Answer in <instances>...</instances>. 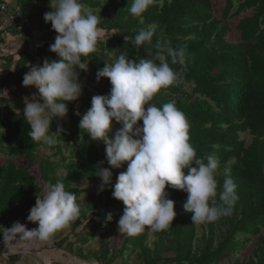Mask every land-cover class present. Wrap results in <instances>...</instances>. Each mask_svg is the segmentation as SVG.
Returning <instances> with one entry per match:
<instances>
[{"label":"trees","instance_id":"trees-1","mask_svg":"<svg viewBox=\"0 0 264 264\" xmlns=\"http://www.w3.org/2000/svg\"><path fill=\"white\" fill-rule=\"evenodd\" d=\"M216 1L224 4L220 16H216ZM80 2L101 16L98 27L113 33L99 37L96 50L82 57L89 60L88 71H81L79 78L81 83L87 77L86 86L78 100L67 102V116L53 120L51 130L61 126L64 131L60 139L64 142L51 154L43 142H35L28 135L23 100L36 89L23 86L22 81L29 65L58 57L49 51L48 42L20 53L12 82L17 86L13 94L21 100V108H0V155L4 157L0 163V226L10 228L12 214L27 227V216L43 185L61 179L66 190L76 193L81 211L54 233V245L80 259H94L98 264H129L131 259L136 264H264V0H163L162 6L156 0L139 17L129 13L130 0ZM22 8L25 14L40 16L41 25L51 27L44 20V8L30 12L24 2ZM238 17L233 35L228 21ZM148 25L156 26L153 43L135 46V35ZM157 39L170 42L174 49L183 48L185 64L171 65L179 73V83L162 89L151 103L162 106L176 101L189 122V142L197 158L212 154L219 162L217 202L226 168L239 198L231 215L213 223L195 224L192 213L183 207L187 193L168 186L165 191L175 202L176 217L172 226L155 233L149 242L147 229L135 236L119 233L118 221L125 206L112 196L116 180H111L104 191L94 193L95 200L83 197L87 188L79 183L99 180L94 175L97 167L110 166L104 143L87 134L81 142L78 125L91 107L92 97L110 92L107 78L97 82L98 69L121 54L136 60L150 59ZM186 84L191 87L187 89ZM138 123L142 125V121ZM119 127L113 121L109 136ZM34 167L39 175L32 171ZM126 168L125 163L111 169L112 178ZM183 171L187 174L188 170ZM109 213L111 221L107 220ZM92 242L96 247L90 246ZM249 244V255H242ZM6 258V264H16L22 255Z\"/></svg>","mask_w":264,"mask_h":264},{"label":"clouds","instance_id":"clouds-1","mask_svg":"<svg viewBox=\"0 0 264 264\" xmlns=\"http://www.w3.org/2000/svg\"><path fill=\"white\" fill-rule=\"evenodd\" d=\"M155 2L130 0L128 11L133 17H139ZM160 4L162 6L163 0ZM49 6L52 10L44 14V20L57 33L49 51L58 59H44L42 64L29 65L22 84L36 89L23 100V117L30 126L28 135L35 142H43L51 154L52 149L64 142L60 139L64 129L58 125L57 130L52 131V122L66 117L67 102L78 100L82 94L80 72L88 71L89 61L82 57L96 50L101 16L80 0H50ZM155 32V25L140 29L133 44H152ZM128 40L126 36L125 41ZM154 49L150 59L136 60L121 54L113 62H105V66L98 69L96 79L99 82L107 78L110 92L92 97L91 107L81 116L78 125L81 142L87 134L105 145L110 167L98 166L94 172L101 181L100 191L111 184V169L127 164L112 186L113 198L125 206L118 231L135 236L147 229L149 242L155 239V233L172 226L176 217L175 202L165 191L168 186L187 193L183 207L192 213L195 224L213 223L231 215L239 198L237 185L230 169L226 168L217 202L219 162L212 154L197 158L189 142V122L176 101L162 106L151 103L162 89L179 83V73L171 65L185 64L183 48L174 49L170 42L157 39ZM7 97L8 91L0 90V99ZM76 114L80 115L78 111ZM113 121L120 127L110 137ZM193 163L196 166H192ZM184 169L188 170L187 174ZM80 211L76 193L66 190L61 179L48 182L36 195L35 205L27 216L37 227L29 230L19 221L10 228L0 226L3 244L7 251L14 252L26 241H46L77 218ZM112 218L109 213L107 220ZM24 250H28V245H24Z\"/></svg>","mask_w":264,"mask_h":264},{"label":"rangeland","instance_id":"rangeland-1","mask_svg":"<svg viewBox=\"0 0 264 264\" xmlns=\"http://www.w3.org/2000/svg\"><path fill=\"white\" fill-rule=\"evenodd\" d=\"M223 6H224V4L222 2H218V1L215 2L216 16H220V11L223 8ZM239 19H240V17L234 18V19L228 21V23L231 25V27L233 29V33H232L233 35L236 34L235 27H236ZM111 33H113V32L110 30L101 29L100 37L105 38V37L111 35ZM52 42L54 43V39ZM86 79H87V77L81 81L82 88L84 86H86ZM185 86L187 89H189L191 87L190 84H186ZM16 87L17 86L13 85V83H12L11 88L9 90H7L8 91V97L5 99L10 104V106L16 105L18 107L17 109L19 110L21 108V100L13 94ZM78 106H79V104L77 105V107ZM1 109H2V111L4 110V108H1ZM246 138L249 139L250 137L246 136ZM3 160H4V157L0 155V163ZM32 171L39 175L36 167L32 168ZM119 173H117L112 178V181H115L117 179V176ZM100 183H101L100 179L97 181H94V182H80L79 186L87 188V192L84 194L83 197H85L88 200H95L96 195L94 193L102 192L99 190ZM44 186L45 185H43V188H44ZM105 189H107V186L105 187ZM84 202H83V204H84ZM11 215L12 214H10L9 222L11 223V226H12V224L17 221V218L13 217ZM27 227L30 230L32 228L37 227V225L28 221ZM55 241H57V239L54 240V234H52L46 241H32V242L26 241V242H24L23 245L18 246L16 248V251L9 252L6 249V245L3 244V239H2V240H0V264H6V259H7L6 257L10 254H15V253H20L22 255V259L19 262H17L16 264H98L94 259L83 260V259H80V258L74 256V255H71L70 253H68L65 250L57 249L54 245ZM117 242L119 244L121 243V237H120V239H118ZM24 245H28L27 251L24 250ZM90 246L96 247V243L92 242L90 244ZM250 250H251V246L249 244L243 250L242 255L248 256L250 253ZM129 264H136V263L133 259H131V262ZM225 264H226V262H225Z\"/></svg>","mask_w":264,"mask_h":264},{"label":"crops","instance_id":"crops-1","mask_svg":"<svg viewBox=\"0 0 264 264\" xmlns=\"http://www.w3.org/2000/svg\"><path fill=\"white\" fill-rule=\"evenodd\" d=\"M2 1L0 0V5ZM23 2L28 5L30 12L41 10L42 8L47 12L50 8V0H8V9L13 10L14 7ZM35 18L36 24L25 31H12L8 32V34L0 31V90H9L12 83L16 85L12 80L16 72V62L22 51L34 49L44 42L52 44L53 39L57 35L51 27L45 26V24L41 25L40 16ZM0 104L3 105L0 108L10 105L5 98L0 99Z\"/></svg>","mask_w":264,"mask_h":264},{"label":"built area","instance_id":"built-area-1","mask_svg":"<svg viewBox=\"0 0 264 264\" xmlns=\"http://www.w3.org/2000/svg\"><path fill=\"white\" fill-rule=\"evenodd\" d=\"M36 24V18L23 12L22 4L14 7L13 10L8 9V0H3L0 5V31L8 34V32L25 31Z\"/></svg>","mask_w":264,"mask_h":264}]
</instances>
